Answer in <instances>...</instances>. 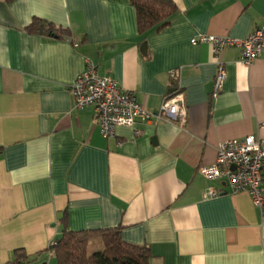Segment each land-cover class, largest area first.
Here are the masks:
<instances>
[{
	"label": "crops",
	"instance_id": "1",
	"mask_svg": "<svg viewBox=\"0 0 264 264\" xmlns=\"http://www.w3.org/2000/svg\"><path fill=\"white\" fill-rule=\"evenodd\" d=\"M172 1L170 24L142 39L128 0H0V264H58L49 246L65 213L71 231L120 228L150 264H264L248 193L200 173L224 140L264 145V55L245 64L236 47L190 41L245 38L264 24V0ZM34 18L68 32L29 33ZM88 62L161 118L104 137L95 108L73 103ZM175 89L183 125L160 113Z\"/></svg>",
	"mask_w": 264,
	"mask_h": 264
},
{
	"label": "built area",
	"instance_id": "2",
	"mask_svg": "<svg viewBox=\"0 0 264 264\" xmlns=\"http://www.w3.org/2000/svg\"><path fill=\"white\" fill-rule=\"evenodd\" d=\"M191 43L209 44L215 54L225 47H236L243 63L249 64L264 55V24L256 26L245 38L200 34L191 38ZM225 80L222 66H218L212 96L216 97ZM71 92L75 107L93 106L99 131L104 137H113L118 126L133 127L136 122L148 123L160 114H154L138 103L134 96L123 91L109 76L100 75L97 68L88 62L75 78ZM160 113L183 125L186 104L183 93L173 90L162 101ZM138 134V132H135ZM202 176L208 180L224 179L231 192L245 191L252 203L264 216V145L262 139L251 134L243 138L224 140L218 144L213 164L203 166ZM218 192L211 190L210 197Z\"/></svg>",
	"mask_w": 264,
	"mask_h": 264
},
{
	"label": "trees",
	"instance_id": "3",
	"mask_svg": "<svg viewBox=\"0 0 264 264\" xmlns=\"http://www.w3.org/2000/svg\"><path fill=\"white\" fill-rule=\"evenodd\" d=\"M128 1L134 7L138 33L142 39L148 32L159 31L169 25L177 12L172 0ZM25 29L29 33L43 29L57 37H64L68 32L39 18H34ZM60 222V235L49 246L58 264H150L148 249L124 241L120 228L71 231L67 228L66 213ZM96 238L102 241V247L89 253V244Z\"/></svg>",
	"mask_w": 264,
	"mask_h": 264
},
{
	"label": "rangeland",
	"instance_id": "4",
	"mask_svg": "<svg viewBox=\"0 0 264 264\" xmlns=\"http://www.w3.org/2000/svg\"><path fill=\"white\" fill-rule=\"evenodd\" d=\"M100 249H101L100 244L98 245V243H92L89 246L88 251H89V253H91V252H94V251H97V250H100Z\"/></svg>",
	"mask_w": 264,
	"mask_h": 264
}]
</instances>
